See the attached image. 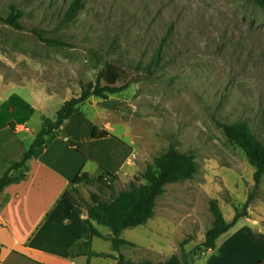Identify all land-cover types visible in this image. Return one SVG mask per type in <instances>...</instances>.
I'll return each instance as SVG.
<instances>
[{
	"label": "rangeland",
	"instance_id": "374dc122",
	"mask_svg": "<svg viewBox=\"0 0 264 264\" xmlns=\"http://www.w3.org/2000/svg\"><path fill=\"white\" fill-rule=\"evenodd\" d=\"M70 2L0 0L1 12L13 4L24 13L21 31L0 23V105L4 100L23 117L42 99L46 113L35 112L28 125L33 133L39 114L52 120L105 64L116 66V86L129 82L128 88L106 100L89 98L80 109L86 121L109 126L132 149L131 170L112 191L82 185L73 197L89 202L96 193L106 201L131 182L143 184L146 167L172 145L194 156L197 174L166 186L154 217L121 233L134 244L121 249L124 258L163 262L180 256L185 242L192 264H264V177L254 191L253 167L217 126L245 122L264 138V8L251 0H83L82 10L61 24ZM32 30L69 48L47 47ZM160 46V61L148 68ZM250 195L246 216L229 234L235 236L223 243V235L216 250H203L212 222L209 200L218 201L229 222ZM92 250L113 254L100 239ZM91 264L116 261L94 258Z\"/></svg>",
	"mask_w": 264,
	"mask_h": 264
},
{
	"label": "crops",
	"instance_id": "0c3cea01",
	"mask_svg": "<svg viewBox=\"0 0 264 264\" xmlns=\"http://www.w3.org/2000/svg\"><path fill=\"white\" fill-rule=\"evenodd\" d=\"M5 104L3 100L0 105V115L3 110L7 112L0 116V178L22 158L39 131L54 120L39 114L40 122L32 133L28 125L34 120L35 112L46 110L42 99H38L37 107L29 106L23 117H18L15 107L6 108ZM84 117L80 109L79 114L65 122L58 134L29 160L23 180L8 186L1 194L0 264H87L85 257L68 256L74 244L90 240L84 224L86 211L62 200L61 196L71 188L81 187H71L69 183L84 174L93 179L105 173L117 179L127 176L133 151L111 137L91 138L93 128L113 135L112 130L106 125H94ZM16 127H26L27 131H17ZM238 226L239 222L234 229ZM234 229L224 235L223 243L235 236L229 235ZM94 239L97 238L92 239V245Z\"/></svg>",
	"mask_w": 264,
	"mask_h": 264
},
{
	"label": "trees",
	"instance_id": "16d2710c",
	"mask_svg": "<svg viewBox=\"0 0 264 264\" xmlns=\"http://www.w3.org/2000/svg\"><path fill=\"white\" fill-rule=\"evenodd\" d=\"M251 1L257 7L264 8V0ZM82 8L83 0H71L63 13L60 23L66 24L71 21ZM23 17L24 13L18 6L13 4L8 7L7 11H0V23L15 31L23 30L21 23ZM32 34L38 42L47 47L56 49L69 48V45L63 40L48 37L39 30H32ZM160 58L161 46L155 51L153 61L148 68L156 66ZM120 74L116 66L105 64L103 70L96 76L95 81L89 82L85 87H82L81 94L78 98H73L65 102L57 110L52 124L39 131L22 158L18 162L13 163L0 178V207L1 194L5 188L23 180L24 174L28 169L27 164L29 160L36 157L46 146L47 141L58 134L65 122L80 113V107L85 101L92 97L106 100L108 96L120 94L128 88L129 82L121 86H116V82L121 79ZM103 78L105 84H102ZM217 126L226 141L230 145L240 149L251 167H253V184L254 191H256L264 177V138L259 139L245 122H236L233 124L217 123ZM106 137H111L125 145V143L107 131H100L97 128L92 129L91 138L102 139ZM197 171L194 156L191 154H182L171 145L164 153L155 157L152 163L146 167L145 171L141 174V179L144 181L143 184L137 185L131 182L129 183L128 189L110 196L109 200H102L99 194L96 193H92L89 196V202L79 200L73 197V195L77 194V189H69L61 196V199L86 211L84 224L89 232L90 240L74 244L69 250L68 256L71 259L85 257L87 264H89L92 258H109L116 261V264H192L188 253L183 248L186 244L185 242L181 243L180 256L173 255L166 261L157 263L149 261L133 263L124 258L121 254V249L125 246L133 247L134 244L122 239L120 236L124 230L143 226L154 217L157 201L164 194L166 186L192 180L197 174ZM116 179V176L108 173H105L98 179L90 178L84 174L81 177L75 178L69 185L73 187L97 184L100 191L103 188L112 191V185ZM250 200L251 195L243 205V211L239 212L235 209L234 217L229 222L224 219L218 201L215 199L209 200L208 206L212 222L204 234V241L201 245L203 250L213 251L216 249L219 239L234 228L241 218L246 216L248 202ZM99 228L107 230V233H102ZM93 238L108 242L111 247V252L115 255L94 252L92 250Z\"/></svg>",
	"mask_w": 264,
	"mask_h": 264
},
{
	"label": "built area",
	"instance_id": "2783aa9c",
	"mask_svg": "<svg viewBox=\"0 0 264 264\" xmlns=\"http://www.w3.org/2000/svg\"><path fill=\"white\" fill-rule=\"evenodd\" d=\"M17 131H27L26 127H16L15 128Z\"/></svg>",
	"mask_w": 264,
	"mask_h": 264
}]
</instances>
